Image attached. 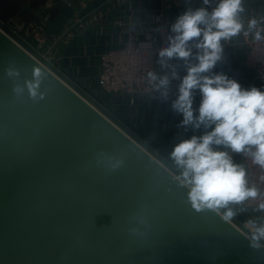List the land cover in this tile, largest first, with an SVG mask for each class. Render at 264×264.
Wrapping results in <instances>:
<instances>
[{"label": "water", "instance_id": "95a60500", "mask_svg": "<svg viewBox=\"0 0 264 264\" xmlns=\"http://www.w3.org/2000/svg\"><path fill=\"white\" fill-rule=\"evenodd\" d=\"M188 192L0 28V264H264Z\"/></svg>", "mask_w": 264, "mask_h": 264}, {"label": "clouds", "instance_id": "9594fccd", "mask_svg": "<svg viewBox=\"0 0 264 264\" xmlns=\"http://www.w3.org/2000/svg\"><path fill=\"white\" fill-rule=\"evenodd\" d=\"M243 3L218 0L212 6L213 0H202L203 6L189 7L171 25L167 46L158 53L162 69H168L169 61L175 58L184 61L186 75L180 77L174 66L170 75L148 73L165 99L171 81H180L172 101L173 110L183 117L179 127L203 129V134L181 140L170 156L182 170L192 206L198 210L227 209L225 219L236 214L229 205L260 195L255 186L248 185L246 169L235 163L230 153H243L264 169V88L243 87L237 79L214 71L224 60L222 42L236 37L244 28L240 15ZM256 24L257 20L251 19L248 29ZM261 39L260 32H255V40ZM7 71L13 74L12 69ZM37 87L38 82L29 84L33 97ZM197 93L200 101L194 107ZM258 208L264 211V203ZM252 227L251 246L259 248L264 241V223L252 222Z\"/></svg>", "mask_w": 264, "mask_h": 264}, {"label": "crops", "instance_id": "0c3cea01", "mask_svg": "<svg viewBox=\"0 0 264 264\" xmlns=\"http://www.w3.org/2000/svg\"><path fill=\"white\" fill-rule=\"evenodd\" d=\"M126 1L128 0H104L103 7L97 13L99 16L89 17L87 23L81 22L80 18L74 19V16H77L75 11L66 16L64 11L57 8L58 6L50 8L53 7L50 4L46 7L49 8L46 12L39 7L22 10L17 0H13L12 4L6 1L8 9H5L3 5L0 6V9L4 8L5 13L10 16L9 23L12 27H18L21 22L40 16V21L45 24L48 33L54 34L57 38L53 50L63 57L62 69L66 74L74 76L72 78L78 80V85H89L94 90L100 71V54L118 46L121 40L116 24L110 22L106 25L101 21L102 19L105 21H116L117 19L128 21L130 16H128V2ZM130 4L135 10L133 21L147 25L154 20L160 7L165 5V0H130ZM173 12L174 8L167 6L166 15L172 16ZM48 13H50L49 17ZM15 16L18 21L13 19ZM79 20L80 22H78ZM55 24L58 27H54ZM240 52L241 49L236 45L224 46V60L216 66L214 71H222L229 77L237 79L243 87L264 88V78L255 75L254 70L245 64ZM169 65L168 69H162L158 64L157 74L170 75L172 66H174L180 77L186 75L183 60L169 61ZM179 83V80L171 81L166 99L162 96L141 95L136 98L135 103H131L127 98L116 100L112 96L104 95L102 97L109 115L118 125L156 158L169 163H174L170 153L177 143L192 135L203 134V129L194 130L191 127L187 129L179 127L183 117L172 108V101L177 96ZM199 101L200 96L197 93L194 107L198 106ZM233 160L241 165L237 158ZM256 215L264 220V211H258Z\"/></svg>", "mask_w": 264, "mask_h": 264}, {"label": "built area", "instance_id": "2783aa9c", "mask_svg": "<svg viewBox=\"0 0 264 264\" xmlns=\"http://www.w3.org/2000/svg\"><path fill=\"white\" fill-rule=\"evenodd\" d=\"M216 2H218V0H213L212 6H214ZM167 6H172L174 8L172 16L166 15L165 11L167 10ZM201 6H203L202 0H165V5L160 7L154 20L147 25L135 21L127 22L121 19L116 20L115 24L119 30L121 40L118 46L100 54V71L97 77V85L94 90H92L89 85L84 86L91 93L94 92L95 97L98 98L100 103L103 102L102 104L104 106L97 101H89L73 87L74 85L72 86L69 81L66 80L67 75L61 65L63 57L60 53H56L53 50V45L57 42V38L54 34L48 33L44 25L32 21L26 28V37H18L19 39L21 38L20 40L23 44L12 35L7 34L46 68L61 78L90 104L127 133L115 122L111 115H109L102 97L104 95L109 97L112 96L116 100L127 98L131 103H135L136 98L141 95L160 97V93L156 90V82L149 80L148 73L155 72L157 74L159 50L167 46L168 36L171 35V25L175 22L177 17L189 7L198 8ZM243 7L244 11L240 15L244 28L239 35L222 43L223 46L236 45L239 47L241 49L240 55L245 64L254 70L256 76L264 78V0H244ZM209 10H211V8H209ZM251 19H256L257 24L254 29L249 30L248 22ZM22 27L24 26L21 24L19 28ZM19 28L16 27L17 30H14L13 33L17 34L16 32L21 31ZM257 31L260 32L262 37L259 41L255 40V32ZM17 36L19 35H16V37ZM27 37H31L32 41H29ZM176 60L179 59L173 58L170 61ZM128 135L132 137L130 134ZM230 154L233 156V159L237 158L246 169L248 185L250 187L255 186L260 193L255 200H248L239 205H229L236 214L228 218V220L250 238L253 231L252 222H255L257 225L264 223L263 218L256 215V212L261 211L258 208L259 204L264 203V169L253 164L251 158L243 153ZM157 160H159L174 176L185 183L182 170L175 163L164 162L158 158ZM216 209L225 216L227 209ZM260 243L264 246V241Z\"/></svg>", "mask_w": 264, "mask_h": 264}, {"label": "rangeland", "instance_id": "374dc122", "mask_svg": "<svg viewBox=\"0 0 264 264\" xmlns=\"http://www.w3.org/2000/svg\"><path fill=\"white\" fill-rule=\"evenodd\" d=\"M5 1H9V3L11 2V4H12L13 0H1V5L4 2L3 3L4 8L8 9V3L5 2ZM103 1L104 0H17L18 5H19L20 8H22V10L30 9L32 7H39V8H41V10H44L46 12L49 9V8H46L47 6H50V5L53 6V7H50V8H56L58 6L57 8H59L62 11H64L66 16H68L71 12L75 11L77 13V16H74V19L80 18L81 22H86V23L88 22V18L89 17L90 18H94V16H97V17L99 16V15H97V13L103 7L102 6ZM108 1H110V0H108ZM126 2H128L127 9L129 11L128 12L129 13L128 16H130L127 22L133 21L134 20V15H135V10L132 8V5L130 4V0H128ZM4 8L0 9V11L3 10V12L0 13V28L3 31H5L6 33L12 35L14 38H16L20 42H21V40H20L21 38L19 39L18 37H23V36L26 37V33H27L26 32V28L29 26V24L32 21H35L38 24L45 26V24L42 21H40V16H37L36 18H32V19H30V20H28L26 22H23V23L21 22L20 24H18L19 26L22 24L24 27L19 28V26H18V28L21 31H18V32H16L17 34H15V33H13V31L17 30V29L14 26L12 27V25L9 23L10 16H8V14L5 13V11H4L5 9ZM49 16H50V13H48V17ZM13 19L15 21H18L17 16L13 17ZM80 20L78 22H80ZM101 22H102V24H106V25L108 23H110V22L114 23V24L116 23L115 20H112V21L111 20L110 21L107 20V21H105L103 19H102ZM54 27H58V26L55 24ZM16 35H19V36L16 37ZM27 38H28L29 41H32L31 37H27ZM21 43L23 44V42H21ZM72 77H74V76H71L70 74H68L66 76V80H68L69 83L72 86L74 85L73 87L76 88V90L80 94H82L85 98H87L91 102H94V101L95 102L96 101L99 102L98 98L95 97L94 92L91 93L84 86L81 87L80 85H78V80L75 79V78H72ZM102 103L99 102V104L103 105Z\"/></svg>", "mask_w": 264, "mask_h": 264}, {"label": "trees", "instance_id": "16d2710c", "mask_svg": "<svg viewBox=\"0 0 264 264\" xmlns=\"http://www.w3.org/2000/svg\"><path fill=\"white\" fill-rule=\"evenodd\" d=\"M6 2V1H5ZM4 3V2H3ZM3 3H2V5H3ZM0 5H1V0H0Z\"/></svg>", "mask_w": 264, "mask_h": 264}]
</instances>
